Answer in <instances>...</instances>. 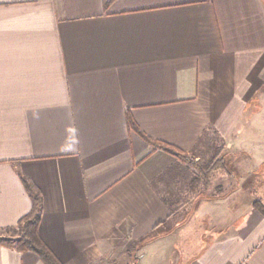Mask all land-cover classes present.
<instances>
[{"label": "crops", "instance_id": "1", "mask_svg": "<svg viewBox=\"0 0 264 264\" xmlns=\"http://www.w3.org/2000/svg\"><path fill=\"white\" fill-rule=\"evenodd\" d=\"M127 116L186 156L215 135L224 168L205 184ZM23 179L62 264H264V0H0V231Z\"/></svg>", "mask_w": 264, "mask_h": 264}, {"label": "trees", "instance_id": "2", "mask_svg": "<svg viewBox=\"0 0 264 264\" xmlns=\"http://www.w3.org/2000/svg\"><path fill=\"white\" fill-rule=\"evenodd\" d=\"M110 1L111 0H104V4L107 5ZM127 123L131 129L135 130L138 134H140V136L149 144H151L153 147L160 148L165 152L173 154L181 161L184 162L188 161L187 156L183 155L178 149L174 148L171 145L159 141H155L150 137H148L147 135H145L129 116H127ZM224 164L225 163L223 159L218 163H216L214 168H224L225 166ZM209 169L210 168L207 167V170ZM212 169L213 168H211L209 171H211ZM208 176H209L208 174L203 176V180L205 184L208 182ZM23 183L32 201L31 211L27 215H25L22 219H20L15 226H13V228L15 227L17 230H20L21 235L19 236V238L12 240L10 238L3 237L0 240V242L17 251L35 252L39 256L43 264H62L38 235V224L42 212L41 193L38 190V188L29 180L23 179ZM255 207L264 214V208H262L258 204H256ZM144 240L146 239L144 238L142 241H139V244L144 242ZM137 245L138 243L133 244L131 246V251L133 252V254H135V252L137 251L136 249Z\"/></svg>", "mask_w": 264, "mask_h": 264}, {"label": "rangeland", "instance_id": "3", "mask_svg": "<svg viewBox=\"0 0 264 264\" xmlns=\"http://www.w3.org/2000/svg\"><path fill=\"white\" fill-rule=\"evenodd\" d=\"M238 146L245 147V149L250 153L249 154L250 158L252 162L254 163V160L256 158V151H257L256 140L254 139V137L249 138V141H247L244 145L239 143ZM222 151H223V143L220 141L218 137L210 133L208 134V136L204 137L199 143V145L197 146V148L193 151V153H191L190 155H187V159H188L187 162L190 164H193L194 167L197 168V170L195 171V175L193 176L194 177L197 176L200 178V180H202L203 176L208 174L209 175L208 181H209L211 179L212 173L215 170L220 169V168H214L215 164L223 159L225 163L226 159L224 155L222 154ZM207 167H209L210 169L211 168L213 169L209 171L210 169L207 170ZM252 167H254V164L252 165ZM207 185L204 187L205 192L207 190ZM20 235H21L20 230H17L15 227L14 228L10 227V228L3 229L0 231L1 237L10 238L12 240L18 239ZM141 239L143 240L144 238H141ZM141 239L140 241H142ZM130 252L133 253L131 250Z\"/></svg>", "mask_w": 264, "mask_h": 264}, {"label": "built area", "instance_id": "4", "mask_svg": "<svg viewBox=\"0 0 264 264\" xmlns=\"http://www.w3.org/2000/svg\"><path fill=\"white\" fill-rule=\"evenodd\" d=\"M108 264H119V262L117 260H112Z\"/></svg>", "mask_w": 264, "mask_h": 264}]
</instances>
